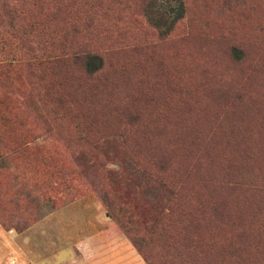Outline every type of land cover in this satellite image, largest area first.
<instances>
[{
  "label": "rangeland",
  "instance_id": "obj_1",
  "mask_svg": "<svg viewBox=\"0 0 264 264\" xmlns=\"http://www.w3.org/2000/svg\"><path fill=\"white\" fill-rule=\"evenodd\" d=\"M189 3V18L162 39L142 16L137 0H95L92 5L102 14L93 19L96 27L90 36L79 39L84 46L103 52L108 67L86 80L82 97L96 93L91 115L103 137L121 144L122 137L112 128L116 121L133 143L142 140L147 128L177 127L175 132L188 143L189 152L196 149L184 158V164L196 161L201 153L208 159L206 144H210L213 158H209L205 174L226 183L229 189L225 192L264 201V190L254 191L256 187L264 188L261 139L255 141L258 150L249 148L247 155L242 146L241 151L232 145L226 151L221 147L222 136L227 135L228 144L235 139L243 111L264 113V0ZM234 44L241 45L246 53L240 62L231 56ZM5 58L0 56L1 60ZM14 63L0 69V110L6 113L0 132H4L8 145L1 148L0 224L19 231L64 202H98L102 205L104 230L111 237L97 233L83 242L91 257L98 255V245L109 247L107 242L118 238L100 195L99 184L108 170H116L129 183H135L141 201H149L148 208L159 203L158 188L135 162L130 164L133 176L127 178L114 160L104 169L98 160L91 159L92 150L67 142L57 131H47L44 120L30 104L31 70L16 60ZM127 112L137 115L139 123L147 128L129 127ZM80 118L87 123L85 113ZM61 126L64 134H69L72 120L62 121ZM189 128L194 129L198 140L193 133L188 140L185 138ZM17 138L29 141L16 150L10 148ZM167 145L174 146L169 142ZM121 146L118 148L125 151V145ZM100 158L105 159L103 155ZM237 183L252 190L229 186ZM128 193L124 190L121 195L128 198ZM114 250L109 248L110 257ZM108 262L110 259L105 264Z\"/></svg>",
  "mask_w": 264,
  "mask_h": 264
},
{
  "label": "trees",
  "instance_id": "obj_2",
  "mask_svg": "<svg viewBox=\"0 0 264 264\" xmlns=\"http://www.w3.org/2000/svg\"><path fill=\"white\" fill-rule=\"evenodd\" d=\"M94 1L0 0V56L6 57L0 59V69L13 66L15 60L29 67L33 78L30 104L44 120L47 131H57L67 142L92 150L91 159L98 160L104 169L114 160L127 178L132 177L133 161L142 173L153 178L160 201L149 208L146 207L149 201H141L136 184L129 183L116 170H108L99 184L118 237L116 241L126 244L127 256L141 264H264V201L225 192L229 189L226 183L205 174L206 164L213 158L210 144H206L208 159L201 153L196 161L184 164V158L196 153V149L189 152L188 143L175 132L177 127L147 128L139 123L137 115L127 112L129 127L147 128L141 141L131 142L117 121L112 128L122 137L121 144L103 137L96 129L91 115L96 93L82 97L81 91L87 79L107 69L108 58L103 52L84 46L79 39L82 35L90 36L89 32L96 27L93 19L102 14L93 7ZM137 3L142 16L162 39L171 35L191 13L189 0H137ZM230 53L237 62L246 54L238 44L231 47ZM85 105L90 110L85 111ZM82 113L87 123L79 119ZM5 115L0 110V123ZM66 119H71L73 125L67 135L61 126ZM240 121L242 124L236 127V137L230 144L227 135L222 136V151L230 149V145L239 150L242 146L247 155L249 148L258 150L256 138L264 144L263 112L243 111L239 124ZM193 130L185 132L187 140L192 133L198 140ZM3 133L0 132V158L4 156L1 148L8 146ZM245 138L248 142L244 143ZM28 139L17 138L9 146L16 150L25 146ZM168 142L174 146L170 147ZM122 144L125 151L118 148ZM229 186L252 190L243 183ZM124 190L130 197L121 195ZM65 205L64 202L56 208Z\"/></svg>",
  "mask_w": 264,
  "mask_h": 264
},
{
  "label": "crops",
  "instance_id": "obj_3",
  "mask_svg": "<svg viewBox=\"0 0 264 264\" xmlns=\"http://www.w3.org/2000/svg\"><path fill=\"white\" fill-rule=\"evenodd\" d=\"M85 202L76 200L53 208L21 231L0 224V264H105L108 259L107 264H141L127 256L126 244L119 241H109L105 248L98 245L101 252L90 256L83 242L97 233L110 236L100 218L102 205ZM111 247L116 249L113 257Z\"/></svg>",
  "mask_w": 264,
  "mask_h": 264
},
{
  "label": "water",
  "instance_id": "obj_4",
  "mask_svg": "<svg viewBox=\"0 0 264 264\" xmlns=\"http://www.w3.org/2000/svg\"><path fill=\"white\" fill-rule=\"evenodd\" d=\"M108 216V215H107Z\"/></svg>",
  "mask_w": 264,
  "mask_h": 264
}]
</instances>
